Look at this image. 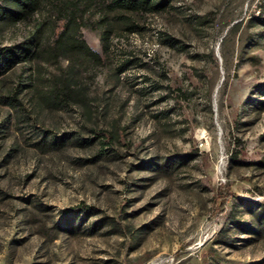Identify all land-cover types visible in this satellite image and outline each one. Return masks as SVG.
I'll return each instance as SVG.
<instances>
[{
    "label": "rangeland",
    "instance_id": "rangeland-1",
    "mask_svg": "<svg viewBox=\"0 0 264 264\" xmlns=\"http://www.w3.org/2000/svg\"><path fill=\"white\" fill-rule=\"evenodd\" d=\"M261 1L0 0V264H264Z\"/></svg>",
    "mask_w": 264,
    "mask_h": 264
},
{
    "label": "trees",
    "instance_id": "trees-1",
    "mask_svg": "<svg viewBox=\"0 0 264 264\" xmlns=\"http://www.w3.org/2000/svg\"><path fill=\"white\" fill-rule=\"evenodd\" d=\"M20 6H22L25 9V13H33L35 12V8H37L39 6L40 0H20ZM22 4V5H21ZM131 4V3H130ZM260 12L258 15H255L254 17H252V21H254L257 25L260 24L262 26H264V0L261 1L260 3ZM129 5V4H127ZM122 8H130L132 10H135V8H137V6L135 5V3H133L132 5H129L127 7H122ZM20 13V12H19ZM14 14V13H13ZM23 15V14H22ZM19 16V15H18ZM18 16L14 15V18L11 17L10 19L14 20L16 19ZM9 19V20H10ZM33 36V35H32ZM31 37L27 38L26 43L28 41H31L30 39ZM30 39V40H29ZM3 50H1L2 52ZM18 58V55H12L10 57H6L3 59L2 63L0 64V70L4 69L5 66L10 65V63L16 61V59Z\"/></svg>",
    "mask_w": 264,
    "mask_h": 264
}]
</instances>
